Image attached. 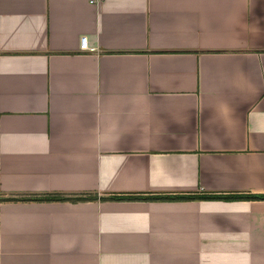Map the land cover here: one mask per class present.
Returning <instances> with one entry per match:
<instances>
[{
	"label": "crops",
	"instance_id": "0c3cea01",
	"mask_svg": "<svg viewBox=\"0 0 264 264\" xmlns=\"http://www.w3.org/2000/svg\"><path fill=\"white\" fill-rule=\"evenodd\" d=\"M0 264H264V0H0Z\"/></svg>",
	"mask_w": 264,
	"mask_h": 264
},
{
	"label": "built area",
	"instance_id": "2783aa9c",
	"mask_svg": "<svg viewBox=\"0 0 264 264\" xmlns=\"http://www.w3.org/2000/svg\"><path fill=\"white\" fill-rule=\"evenodd\" d=\"M92 1L98 2L100 0H92ZM95 48H96V46L89 45L87 36L83 35L80 37V42H79V49L80 50L91 51V50H95Z\"/></svg>",
	"mask_w": 264,
	"mask_h": 264
},
{
	"label": "trees",
	"instance_id": "16d2710c",
	"mask_svg": "<svg viewBox=\"0 0 264 264\" xmlns=\"http://www.w3.org/2000/svg\"><path fill=\"white\" fill-rule=\"evenodd\" d=\"M215 197H217V195H214ZM213 195H187L185 197H181V198H184V199H187V198H201V199H208V198H212ZM221 197V196H218V198ZM110 198H116V197H110Z\"/></svg>",
	"mask_w": 264,
	"mask_h": 264
}]
</instances>
